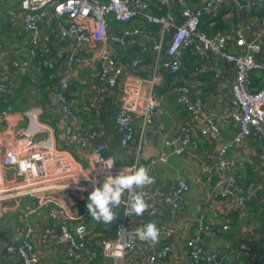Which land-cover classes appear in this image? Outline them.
Here are the masks:
<instances>
[{
  "label": "built area",
  "instance_id": "1",
  "mask_svg": "<svg viewBox=\"0 0 264 264\" xmlns=\"http://www.w3.org/2000/svg\"><path fill=\"white\" fill-rule=\"evenodd\" d=\"M173 1L176 2L177 11L170 9ZM259 2L260 0H248L243 4L240 0H233L235 16L240 17L242 13L248 17L252 16ZM226 3V0H22L21 29L26 36V46H20L13 51L12 61L7 59V53L0 50V94L15 89L16 79L13 73L21 68L31 67L33 60L41 67L49 68L52 65L54 33L47 30L44 24L47 17L52 15L61 39L74 38L80 44L89 46L88 50L74 49L66 56L69 68L75 67L80 53L86 52L87 62L96 66L100 88L103 90V82L108 81L111 87L119 89L120 103L115 127L121 134L123 148L128 152H135L136 165L147 148L145 129L153 125L157 116L163 112L156 96L160 71L164 69L173 75L181 73L191 51L205 59L195 67L196 71H210L215 80L222 78L226 63L235 67L233 93L230 108L226 113L228 119L240 126L233 143H244L252 135L264 143V51L258 43L250 39L255 33L253 23L264 29V13L256 22L236 25L232 34L223 30L207 33L202 28L203 17L218 11ZM139 18L144 19L147 24L136 25L135 22ZM256 19L257 17H254L250 20ZM113 21L120 23L122 28L121 33L117 32L110 38ZM131 38L135 40V45L140 48L142 54L130 60L118 58L110 39L114 43L124 45L127 39ZM148 52L155 53L156 62L152 74L143 76L141 65ZM257 54L260 60L256 57ZM72 76L71 70L58 78L54 103L61 107L69 120L65 129L68 143L90 147L97 132L83 135L77 128L79 116L69 98L73 84ZM255 77H263L259 81L260 86H257ZM179 89L189 92V87ZM179 104L185 108L188 122L178 129L184 140V145L176 150L178 153L188 149L196 151L199 148V133L211 142L221 139V129L216 119L207 114L202 97L181 96ZM10 113L11 110L0 109V115L4 117ZM41 113L42 109L37 106L25 110L28 123L22 130V138L15 146L7 147L4 151V165L13 168L21 179V184L15 192L18 196L37 197L38 207H43V204L56 200L54 193L58 191L78 193L81 192L80 188H85L90 193L101 179L108 175L114 177L123 170L115 168L114 164L111 169L102 168L112 162L106 156L110 144L102 142L93 147L90 155L98 164L97 168L87 171L70 151L55 146L52 130L40 120ZM137 120L141 121L140 128L137 127ZM43 133L46 135L38 138ZM137 133L140 135V143L134 151L133 142ZM226 151L227 145H223L214 167L218 175L216 187L219 189V196L223 198H228L230 194L227 188V169L232 163ZM262 158L264 161V145ZM161 159L167 160L168 157L163 156ZM99 168L102 169L96 174ZM173 185L175 190L172 193H166L156 183L145 190L149 204L146 214L154 215L165 206L179 208L178 202L185 198L190 184L185 177L179 176ZM9 195L5 194L2 198ZM125 195L123 199L126 201L127 194ZM251 199L250 196H240L234 211L238 214L246 213L247 203ZM57 204L63 216L62 238L55 239L54 244L61 245L64 238L74 247V250L68 253L67 261L61 264H83L82 252H89L88 227L82 221L75 226L73 222L86 215L88 209L85 205L82 216L77 217L69 211L64 202L60 205L57 201ZM121 205L122 213L116 210L117 218L112 224L114 234L98 238L103 257L112 260V264H157L168 258L173 251L171 245H166L159 252L152 254L147 253V249L153 247L149 243L141 241L138 237L129 238L128 232L144 225L135 224L131 217L124 216L126 205ZM50 215L55 217L56 211H50ZM80 226L84 227L83 232H77ZM223 227L228 229L230 225L226 223ZM204 231L211 233L212 225L201 220L197 237L189 239L186 243L188 255L195 263L209 261V264H221L219 250L208 248ZM54 232L55 227L42 230L41 241L46 242ZM33 236L34 231H29L22 246L7 245L8 253L19 259L17 264H43ZM241 249L249 250V246L241 245ZM259 264H264V260H260Z\"/></svg>",
  "mask_w": 264,
  "mask_h": 264
},
{
  "label": "crops",
  "instance_id": "2",
  "mask_svg": "<svg viewBox=\"0 0 264 264\" xmlns=\"http://www.w3.org/2000/svg\"><path fill=\"white\" fill-rule=\"evenodd\" d=\"M21 1H0L1 51L7 53L9 61L13 60L14 50L26 46L25 35L21 29L23 19ZM226 1L224 7L203 17L202 28L207 33H209L207 29H215L214 26L222 21L224 27H219L209 34L216 30L232 34L236 25L256 22L264 13V0H260L250 17L244 13L240 17L235 16L233 0ZM240 1L244 4L248 0ZM170 9L177 11L176 2L171 3ZM254 17L257 19L251 21L250 19ZM44 24L47 30L54 33L52 65L49 68L41 67L36 60H33L31 67L21 68L13 73L16 79L15 89L0 94V101L11 110V113L5 117L0 115V264L19 262L18 258L8 253L7 245L17 246V239L25 238L29 231H34L33 238L41 253L43 264L65 263L68 253L74 250V247L64 238L61 245L54 244L55 239L62 238L63 216L57 201L60 205L64 202L73 215L80 217L90 194L88 191L78 193L58 191L54 193L57 201L53 199V202L38 207L37 197L18 196L15 193L21 184V179L17 177L13 168L4 165L3 155L7 147L15 146L22 138V130L28 123L26 108L37 106L42 109L40 120L52 130L55 146L70 151L87 171L97 168L98 164L90 155L93 147L102 142L110 144L106 156L115 161V168L132 170L137 166L135 152H128L123 148L121 134L115 127L120 103L119 89L111 87L108 81L103 82V90L100 88L95 72L96 66L87 62L86 52L80 53V59L75 67L69 68L66 56L74 49H87L89 46L80 44L74 38L61 39L52 15L47 17ZM135 24L147 23L139 18ZM253 25L255 33L250 39L258 43L264 51V29L256 23ZM121 28L120 23L113 21L110 38L117 32L121 33ZM3 29L6 31L2 33ZM110 44L114 46L120 59L129 60L142 54L133 38L127 39L124 45L114 43L110 39ZM256 57L260 60L258 54ZM204 60L191 51L187 55V64L181 73L173 75L164 69L160 71L156 96L163 112L157 116L153 125L145 129L147 148L139 159V164L151 169L150 174L155 178V183L166 193L175 190L173 182L179 176L189 181L190 190L185 198L178 202L179 208L161 207L154 215L144 213L143 216L131 217V221L138 225L152 222L160 229V242L147 249V253H157L166 245L173 247L171 255L157 264H209V261L195 263L186 250L187 241L197 237L201 220L212 225L211 233L204 231L203 235L209 249L219 250L221 264H259L260 260H264V161L262 158L264 143L257 140L254 135L244 143H233L239 127L236 122L226 117V113L230 108L236 69L230 63H226L222 78L215 80L210 71H196L195 67ZM155 62V53L148 52L141 65L143 76L152 74ZM71 70L73 84L69 98L79 116L77 128L83 135L92 131L97 132L90 147L68 143L65 129L69 120L61 107L54 103L58 78ZM180 87H189V92L179 89ZM181 96L204 99L207 114L216 119L221 129L219 141L211 142L199 133V148L196 151L192 149L183 153L176 151L184 145L178 129L188 122L187 112L179 104ZM31 100L36 103H30ZM140 123V120L136 121L138 128ZM45 135L46 133H43L38 138ZM139 143L140 135L137 133L133 142L134 151ZM223 145H227L226 154L232 161L227 169V188L230 191L228 198L219 196V189L216 187L218 175L214 169ZM163 156H167L168 159L162 160ZM101 169H97L95 173L98 174ZM103 180L101 179L100 183ZM5 194L10 195L2 198ZM240 196L252 197L247 203L246 213L243 214L234 211ZM118 210L122 213V205ZM50 211H56V216L52 217ZM81 221L88 227L89 252L87 254L82 252L83 264H112V260L103 257L98 238L113 235L114 226L96 223L88 213L80 220L74 221L73 226ZM226 223H229L230 228L224 229ZM47 227H55V232L46 242H42L40 232ZM244 244L249 246V250L241 249V245ZM125 264H134V262Z\"/></svg>",
  "mask_w": 264,
  "mask_h": 264
},
{
  "label": "clouds",
  "instance_id": "3",
  "mask_svg": "<svg viewBox=\"0 0 264 264\" xmlns=\"http://www.w3.org/2000/svg\"><path fill=\"white\" fill-rule=\"evenodd\" d=\"M114 163L115 161H112L102 168L111 169ZM150 172L151 169L149 167L137 162V166L132 170L123 168L114 177L108 175L88 195L86 204L88 215L96 223L111 225L116 221V210L123 203L126 205L124 216H143L149 209L145 190L155 183V178ZM79 190L87 191L85 188H80ZM125 194H127L126 201L123 199ZM83 231V226L77 229V232ZM128 235L129 238L138 237L141 241L149 243L150 246H155L160 242L161 233L155 223L148 222L143 227L128 232Z\"/></svg>",
  "mask_w": 264,
  "mask_h": 264
},
{
  "label": "trees",
  "instance_id": "4",
  "mask_svg": "<svg viewBox=\"0 0 264 264\" xmlns=\"http://www.w3.org/2000/svg\"><path fill=\"white\" fill-rule=\"evenodd\" d=\"M214 27H215V29H217V28H219V27H224V24H223V22L221 21L219 24L215 25ZM215 29H214V28H213V29H207V31H208L209 33H211V32H213ZM222 29H223V28H222ZM5 31H6V30L3 29V30H2V33L5 32ZM0 34H1V33H0ZM24 42H26V36H25ZM1 46H2V45L0 44V50L2 49ZM140 52H141V50H140ZM188 55H189V54H188ZM124 60H125V59H124ZM129 60H130V59H129ZM182 71H183V70H182ZM182 71H181V72H182ZM262 78H263V77H255V80H256L257 84H259V81H261ZM0 102H1V105H0V109H1V110H3V109L10 110V108L6 107V105L3 104L4 102H2V101H0Z\"/></svg>",
  "mask_w": 264,
  "mask_h": 264
},
{
  "label": "water",
  "instance_id": "5",
  "mask_svg": "<svg viewBox=\"0 0 264 264\" xmlns=\"http://www.w3.org/2000/svg\"><path fill=\"white\" fill-rule=\"evenodd\" d=\"M245 4V3H244ZM238 127H240L239 125H238ZM24 237H19L18 239H17V241H16V243H17V246H22L23 245V243H24Z\"/></svg>",
  "mask_w": 264,
  "mask_h": 264
},
{
  "label": "rangeland",
  "instance_id": "6",
  "mask_svg": "<svg viewBox=\"0 0 264 264\" xmlns=\"http://www.w3.org/2000/svg\"><path fill=\"white\" fill-rule=\"evenodd\" d=\"M30 103H32V104H35L32 100L31 101H29ZM25 105H27L26 103H25ZM31 108V107H30ZM25 110H27V108L25 109Z\"/></svg>",
  "mask_w": 264,
  "mask_h": 264
}]
</instances>
